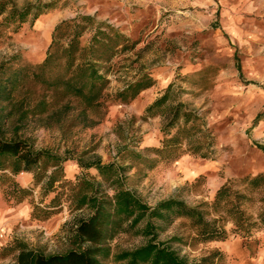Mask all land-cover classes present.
Returning a JSON list of instances; mask_svg holds the SVG:
<instances>
[{
  "label": "rangeland",
  "instance_id": "374dc122",
  "mask_svg": "<svg viewBox=\"0 0 264 264\" xmlns=\"http://www.w3.org/2000/svg\"><path fill=\"white\" fill-rule=\"evenodd\" d=\"M15 1L22 5L35 0ZM84 13L139 41L133 52L114 60L110 93L144 73L151 74L156 83L129 103L109 101L99 111H88V122L83 121L76 102L68 104L66 113L59 117L29 118L22 125L24 137L38 147L60 153L98 154L104 163L116 159L126 145L145 152L146 147L161 144L167 117L143 119V112L174 83L171 102L188 104L202 118L205 133L190 143L203 149L200 154H183L176 162L159 164L145 173L135 175L136 170H132L128 180L131 188L151 205L169 197L195 205L213 200L227 180L264 171V0H60L58 8L34 23L0 35V62L20 52L23 62L41 63L53 28ZM203 153L209 158L202 157ZM66 173L74 180L82 171L69 166L68 161ZM88 173L97 177L95 169ZM25 176L18 178L27 186ZM262 205L258 202L253 209ZM3 207L12 208L0 191V211ZM88 213L70 212L65 204L46 222L18 221L9 230L8 241L2 242L0 237V248L22 240L46 253L64 252L72 247L77 220ZM178 223L162 232L161 240L182 232ZM145 241L122 232L109 245L113 250L133 249ZM215 248L226 253V264H264V231L257 232L247 244L240 236L231 235L227 241L186 251L200 257ZM10 263L11 258H0V264Z\"/></svg>",
  "mask_w": 264,
  "mask_h": 264
},
{
  "label": "trees",
  "instance_id": "16d2710c",
  "mask_svg": "<svg viewBox=\"0 0 264 264\" xmlns=\"http://www.w3.org/2000/svg\"><path fill=\"white\" fill-rule=\"evenodd\" d=\"M59 4L60 0L22 5L0 0V35L8 29L19 31ZM138 44L111 23L84 13L53 28L41 63L23 62L20 52L0 62V191L5 200L12 207L28 201L29 218L38 221L56 216L65 204L70 212L89 211L77 220L72 247L66 251L46 253L13 240L0 248V258H11L10 264H226L228 257L218 248L200 257L186 250L227 241L231 235L240 236L247 244L264 231V171L227 180L213 200L195 205L179 197L151 205L128 184L134 169L135 175L145 173L203 149L190 143L205 133L202 118L188 104L171 102L174 83L143 112V119L167 117L161 144L146 147L145 152L126 145L116 159L104 163L98 154L60 153L38 147L22 135V125L29 118L59 117L71 102L78 104L83 121L88 122V111H99L109 101L129 103L153 87L156 80L144 73L115 93L109 92L114 60L133 52ZM202 157L209 155L203 153ZM68 161L69 166L82 171L74 180L66 173ZM90 169H95L99 178L90 175ZM24 174L32 175L27 186L18 178ZM258 202L263 205L254 210ZM177 222L183 231L161 240V233ZM122 232L146 241L133 249L113 250L109 242Z\"/></svg>",
  "mask_w": 264,
  "mask_h": 264
},
{
  "label": "crops",
  "instance_id": "0c3cea01",
  "mask_svg": "<svg viewBox=\"0 0 264 264\" xmlns=\"http://www.w3.org/2000/svg\"><path fill=\"white\" fill-rule=\"evenodd\" d=\"M26 175L25 178L28 179L29 184L32 180L31 174H24ZM31 213V207L30 204L27 203V201H24L23 203L19 204L16 207L8 208L3 207V209L0 211V229L4 230L2 242L8 241V237L10 235L9 230L12 226H14L18 221H26L28 223H43L46 221H38V220H31L30 217Z\"/></svg>",
  "mask_w": 264,
  "mask_h": 264
},
{
  "label": "built area",
  "instance_id": "2783aa9c",
  "mask_svg": "<svg viewBox=\"0 0 264 264\" xmlns=\"http://www.w3.org/2000/svg\"><path fill=\"white\" fill-rule=\"evenodd\" d=\"M0 237L2 238L3 237V234H1Z\"/></svg>",
  "mask_w": 264,
  "mask_h": 264
}]
</instances>
